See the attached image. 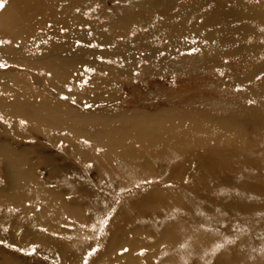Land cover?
Returning <instances> with one entry per match:
<instances>
[{"label":"rangeland","instance_id":"374dc122","mask_svg":"<svg viewBox=\"0 0 264 264\" xmlns=\"http://www.w3.org/2000/svg\"><path fill=\"white\" fill-rule=\"evenodd\" d=\"M246 114L264 122V0H3L0 264H264V137L237 130ZM217 116L255 133L250 164L214 168L254 183L246 207L223 205V180L192 184L217 162L203 151L229 148L195 143Z\"/></svg>","mask_w":264,"mask_h":264},{"label":"bare ground","instance_id":"6f19581e","mask_svg":"<svg viewBox=\"0 0 264 264\" xmlns=\"http://www.w3.org/2000/svg\"><path fill=\"white\" fill-rule=\"evenodd\" d=\"M222 109V108H221ZM253 117H255V116H253ZM244 119H245V121H241V120H239L240 122L239 123H241L242 122V125H241V128L240 129H237V130H240V131H242V127H244L246 124L248 125V126H250V128L252 129V131H254L256 134H257V136L256 137H264V126H258V123H260V124H263L264 122L263 121H261V119L260 118H250V115L249 114H246L245 116H244ZM218 120V116H217V119H215V120H213L212 122H209V123H206V124H204L203 126H195V128H197V129H200V130H203L204 131V133L200 136V137H197V138H195V140L196 139H198L197 140V142L195 141V143H198V141L199 140H201V139H203V137L205 138V137H207L208 136V140H214V146L215 145H221V144H224V143H227V145H228V149H230V150H228V149H226L225 147H223V148H220V147H213L214 149H212L210 146V148H208L207 150H205V149H203L202 148V150H205V151H203L202 152V154L204 155V154H206V155H210V156H212V154H210V153H212V151L214 152V150H218L217 152H218V154L216 155V157H215V159L217 160V162L215 161V159H214V161H215V163L212 161V162H210L209 161V164H207V163H204L203 164V162L201 161V162H199L200 164H203V167H205V168H207L206 169V172L204 173L203 171H202V174L199 176L198 175V177L196 178L195 177V179H194V177H193V180H192V184H193V182L196 180V182H198V183H200V184H208L209 182V184H212V186H214L215 188H216V186H219V184H220V182L223 180V182L221 183V184H229L230 186H235V187H233V188H231V190H230V188H228V191L227 190H225V192L223 193V195L225 196V198L223 199V201H222V203H223V205L224 206H233V205H235V206H237V207H239V205H244V203H243V200L244 199H246V197L248 196V194L246 193V189L244 188V187H247V186H250V185H252V184H254V183H250V181H246V179L245 178H240L241 179V181L240 180H236V182L234 183V182H230L228 179H224L225 177H223L222 175L220 176L219 175V172H220V170L221 169H219L220 167H225V169H226V166H230L231 165V162L233 161H235V160H232L233 159V157H238V159H240V160H244L245 162H247L248 164H250L251 163V161H253V157H251V149H252V146H253V143H254V138L255 137H253L254 135L253 134H255V133H251V135H252V137L251 136H249V137H251V139H249V137H245V135H244V132L242 133V132H236L237 130H235V132H232L233 130H232V128H234L233 126H232V124L231 123H233L234 121H231V122H223V121H221V120H219V121H217ZM148 124V123H147ZM239 127V126H238ZM262 127V128H261ZM249 128V127H248ZM261 128V129H260ZM235 129V128H234ZM251 129H249V131L251 130ZM246 131H247V129H246ZM242 133V134H241ZM161 134H163L162 132H160V134H159V137H160V139L161 138H163L164 136H162ZM247 134V133H246ZM174 135H176V134H174ZM188 138H191V133H187V134H185L184 136H180V139L183 141V140H188ZM164 140H165V138H163ZM257 139V138H256ZM149 140V143H153V140H150V139H148ZM205 140H206V138H205ZM203 141V140H202ZM256 141H258V140H256ZM145 143H148V141L147 140H145L144 141V143H140V144H144L145 145ZM212 143V142H211ZM262 143H264V142H261V144ZM200 145L202 144V142L201 143H199ZM207 144V143H206ZM202 145H204V144H202ZM238 146V147H240V149H234V148H232V147H234V146ZM257 144H255L254 146H256ZM259 145H260V143H259ZM193 146H194V144H193ZM178 148V147H177ZM152 149V148H151ZM174 149V148H173ZM186 149V148H185ZM212 149V150H211ZM242 149V150H241ZM187 150V149H186ZM185 150V151H186ZM175 151V150H174ZM124 152V151H123ZM195 152V151H194ZM201 152V151H200ZM256 152V151H255ZM188 154V153H187ZM198 154H199V152H198ZM256 154V153H255ZM117 155V154H116ZM120 155H122V154H120ZM124 155V154H123ZM122 155V157H124ZM148 155V154H147ZM193 155V154H192ZM118 156V155H117ZM160 156H161V154H160ZM162 156H164V154H162ZM161 156V157H162ZM116 157V156H115ZM121 157V158H122ZM186 157H189V154L186 156ZM185 157V158H186ZM235 157V158H236ZM261 157V156H260ZM126 158V157H125ZM165 158V157H164ZM184 158V159H185ZM52 159V158H51ZM50 159V160H51ZM117 159V158H116ZM124 159V158H123ZM127 160H129L128 158H126ZM160 159V158H159ZM162 159V158H161ZM49 159H47V158H44V162L45 161H48ZM164 160V159H163ZM251 160V161H250ZM43 161V160H42ZM41 162V161H40ZM43 162V163H44ZM51 162V161H50ZM149 162V161H148ZM147 161H146V163H148ZM151 162H152V160H151ZM163 162V161H162ZM42 163V162H41ZM46 163V162H45ZM164 163V162H163ZM214 163V164H213ZM48 164V163H47ZM50 164V163H49ZM149 164V163H148ZM196 164V163H195ZM237 165L236 166H238V164L239 163H236ZM46 165V164H45ZM153 165V164H152ZM205 165V166H204ZM233 165H235V164H233ZM240 165H241V163H240ZM134 166V165H133ZM216 166H219V168L218 169H214ZM251 166H253V165H250V166H248V165H246L245 163H244V166H243V169H241L240 171H239V173H248L249 174V171H250V167ZM48 167V166H47ZM197 167H198V165H197ZM199 167H201L200 165H199ZM242 167V166H241ZM49 168V167H48ZM51 168V167H50ZM210 168H212V169H210ZM183 169V168H182ZM203 169V168H202ZM224 169V170H225ZM212 170H218L217 172H215V171H212ZM231 169H229V172H232V171H230ZM234 170H236V169H234ZM263 170V169H262ZM51 171H53L52 170V168H51ZM50 171V172H51ZM134 171V170H133ZM136 171V170H135ZM134 171V172H135ZM49 174H51V173H49ZM53 174V173H52ZM174 174V173H173ZM183 174V173H182ZM168 175V174H167ZM209 175V178L207 179V176ZM213 177H212V176ZM52 176V175H51ZM53 176H56V174L54 175L53 174ZM52 176V178H54ZM63 176H64V174H63ZM63 176H61V180L60 181H63ZM133 176V175H132ZM181 176V175H180ZM201 176H203V177H201ZM248 176V175H247ZM57 177V176H56ZM161 177V176H160ZM211 177V178H210ZM60 178V177H59ZM67 178V177H66ZM134 178V177H133ZM167 178V177H166ZM168 179V178H167ZM245 179V180H244ZM54 180V179H53ZM67 180V179H66ZM65 180V181H66ZM71 180V179H70ZM205 180V181H204ZM232 180H234V179H232ZM56 181V180H55ZM64 181V182H65ZM72 181V180H71ZM82 181V180H81ZM67 182H68V180H67ZM66 183V182H65ZM55 184V183H54ZM56 184H58V183H56ZM67 184H69L70 185V182L69 183H67ZM96 184V183H95ZM143 184V183H142ZM220 184V185H221ZM45 185V184H44ZM69 185H68V187H69ZM83 185V184H82ZM141 186V185H140ZM158 186V185H157ZM156 186V187H157ZM164 186V185H163ZM190 186V185H189ZM203 186H207V185H203ZM209 186V185H208ZM206 187V189L207 188H209V187ZM258 186H259V184H258ZM89 187V186H88ZM220 187V186H219ZM221 187H222V185H221ZM69 188H74L75 189V187H69ZM154 188V187H153ZM168 188V187H167ZM166 188V189H167ZM171 188V187H170ZM169 188V189H170ZM213 188V187H212ZM226 188V187H225ZM67 189V188H66ZM85 189V188H84ZM152 189V188H151ZM157 189V188H156ZM185 189V188H184ZM68 190V189H67ZM158 190H161L160 188L158 189ZM158 190H157V192H158ZM165 190V189H164ZM186 190V189H185ZM203 190V189H202ZM230 190V191H229ZM245 190V191H244ZM146 191V190H145ZM153 192L154 191V189L153 190H150V192ZM162 191V190H161ZM169 191H171V189L169 190ZM175 191H177L176 189H175ZM195 191V190H194ZM217 191V190H216ZM222 191V190H221ZM88 192V191H87ZM157 192L155 193V194H157ZM172 192V191H171ZM198 192H199V190H198ZM227 192V193H226ZM90 193V192H89ZM142 193V192H141ZM147 193V192H146ZM177 193V195L175 196V199H176V197L178 198L179 196H178V192H176ZM176 193H174V190H173V193H170V194H176ZM86 194V193H85ZM149 194V193H148ZM163 194V193H162ZM167 194H169L168 192H167ZM166 194V195H167ZM219 194V193H218ZM252 194H255V195H253V196H257V198H262V199H264V194H260V191H259V189H254L253 190V192H252ZM150 195V194H149ZM188 195H191V194H188ZM196 195V194H195ZM211 195H213L212 193H211ZM216 195H217V193H216ZM222 195V196H223ZM84 196V195H83ZM136 196H138V195H136ZM140 197L141 196H143V194H140L139 195ZM153 196V195H152ZM167 196H169V195H167ZM167 196L165 197L164 195L162 196V198L164 197V198H166L167 199ZM172 196V195H171ZM170 196V198L169 199H171L172 197ZM180 196H182V198L180 199V200H182V205L181 206H183L184 208H186V211L188 212V214L190 215V218H192V219H197V220H201V219H206V217H209L210 215H205V214H203V211L205 210L204 208L206 207L205 205L204 206H198V204H201V202L199 203L198 202V204L196 205L194 202H193V200L191 201V199H190V197H183V195L181 194V192H180ZM206 196H208V195H206ZM222 196H219V198L220 199H222ZM82 197V196H81ZM80 197V198H81ZM88 197V196H87ZM155 197H156V195H155ZM154 197V198H155ZM159 197V196H158ZM158 197L156 198V199H158ZM192 197V196H191ZM217 197H218V195H217ZM142 199L144 198V197H141ZM140 198V199H141ZM147 198H150L149 196H147ZM153 198V197H152ZM153 198V199H154ZM160 198H161V196H160ZM183 198H184V200H183ZM193 198V197H192ZM207 199L209 198V196L208 197H206ZM136 199H137V197H136ZM135 199V200H136ZM168 199V200H169ZM179 199V198H178ZM178 199H176L177 200V203H179V200ZM195 199V198H194ZM211 199V198H210ZM70 200H71V198H70ZM143 200H145V199H143ZM150 200V203H151V198L149 199ZM160 200V199H159ZM163 200L164 199H162V202H163ZM175 200V201H176ZM205 200V199H204ZM74 201V200H73ZM80 201V200H79ZM134 201V200H133ZM161 201V200H160ZM174 201V200H173ZM173 201H171V202H173ZM78 202V201H77ZM137 202V201H136ZM169 202H170V200H169ZM71 203V202H70ZM121 203V202H120ZM119 203V204H120ZM130 203V202H129ZM139 204H140V202H138ZM147 203V202H146ZM152 203H153V201H152ZM156 203V202H155ZM154 203V204H155ZM158 203V202H157ZM175 203V202H174ZM123 204V203H122ZM121 204V205H122ZM132 204V203H131ZM130 204V206H132ZM135 204V203H134ZM137 204V203H136ZM135 204V205H136ZM143 204H145L144 203V201H143ZM180 204H181V202H180ZM134 205V206H135ZM138 205V204H137ZM164 205V204H163ZM166 205H167V203H166ZM119 206V205H118ZM139 206V205H138ZM158 206V205H157ZM160 206V205H159ZM69 207V206H68ZM126 207V206H125ZM124 207V208H125ZM128 208H129V206H127ZM140 207H141V205H140ZM143 207V206H142ZM141 207V208H142ZM144 207H145V205H144ZM161 207H163V206H161ZM164 207H165V205H164ZM244 207H246V205H244ZM133 208V210H134V207H132ZM136 208H137V206H136ZM139 208V207H138ZM146 208V207H145ZM169 207H166V209H168ZM216 208V207H215ZM231 208V207H230ZM248 210H250V211H254L255 209H257L256 207H251V206H248ZM119 209V208H118ZM121 209V208H120ZM119 209V210H120ZM140 209V208H139ZM151 209V208H150ZM218 209V208H217ZM246 209V208H245ZM125 210H127V209H125ZM137 210V209H136ZM152 210H153V208H152ZM157 210H158V208H157ZM163 210H165V208H163L161 211L163 212ZM169 210V209H168ZM185 210V209H184ZM128 211H129V209H128ZM127 211V212H128ZM132 210H130V212H131ZM140 211V210H139ZM166 211V210H165ZM208 211H210V210H208ZM118 212V211H117ZM121 212V211H120ZM120 212H118V213H120ZM129 212V213H130ZM138 212V211H137ZM141 212V211H140ZM179 212V211H178ZM205 212V211H204ZM213 212V211H212ZM219 212H220V210H219ZM123 213V212H122ZM127 214V215H130V214ZM144 212H142V214H143ZM161 213V212H160ZM171 213V212H170ZM221 213V212H220ZM132 214V213H131ZM151 214V213H150ZM149 214V215H150ZM154 214V213H153ZM152 214V215H153ZM162 214V213H161ZM250 214H252V213H250ZM144 215V214H143ZM156 215V214H155ZM220 215V214H219ZM219 215H217V213H214L213 212V214H212V217H215V218H218V216ZM226 215H227V213H226ZM259 215V214H258ZM227 216H229V215H227ZM226 216V217H227ZM151 217V216H150ZM175 217V216H174ZM174 217L172 218V219H174ZM176 217H178V216H176ZM211 217V216H210ZM225 217V216H224ZM240 217L241 218H239V219H237L238 221H243V219L245 218V220L248 218V214H242V215H240ZM180 218V217H179ZM223 218V217H222ZM212 219V218H211ZM220 219V218H219ZM224 219V218H223ZM230 219V218H229ZM253 219V218H252ZM139 220V219H138ZM168 220V219H167ZM226 220V219H225ZM244 220V221H245ZM248 220H250V218L248 219ZM260 220V219H259ZM150 221V220H149ZM178 220H176V222H177ZM181 221V220H180ZM152 222V221H151ZM161 222V221H160ZM174 222V221H173ZM204 222V221H203ZM226 222V221H225ZM254 222V221H253ZM165 223H167V222H165ZM170 223V222H169ZM179 223V222H178ZM207 223V222H206ZM243 224H244V222H242ZM247 223H249V221L247 222L246 221V224ZM258 223H260V222H258ZM181 224V223H180ZM250 224V223H249ZM141 225H142V223H141ZM152 225H154V224H152ZM172 225V224H171ZM254 225H256V222H255V224ZM253 225V226H254ZM148 226V225H147ZM155 226H157V224L155 225ZM154 226V227H155ZM159 226V225H158ZM257 226H259L260 227V225H257ZM149 227H150V224H149ZM161 227V226H160ZM249 227V226H248ZM146 228H148V227H146ZM188 228H190V227H188ZM250 228V227H249ZM149 229V228H148ZM160 229V228H159ZM158 229V230H159ZM193 229V228H192ZM254 229H255V227H254ZM260 229V228H259ZM157 230V233H159V231ZM179 230H181V229H179ZM178 230V231H179ZM186 230V229H185ZM250 230H252V229H250ZM258 230V229H257ZM149 231V230H148ZM184 231V230H183ZM262 231V230H261ZM167 232V231H166ZM179 233H183V232H179ZM178 234V233H177ZM157 236V235H156ZM179 238L181 237V236H178ZM177 237V238H178ZM183 237H185V235L183 236ZM194 237H196L195 235H194ZM206 237V236H205ZM176 238V239H177ZM254 238V237H253ZM198 239V238H197ZM170 240V239H169ZM171 240H174V239H171ZM179 240V239H178ZM180 240H182V239H180ZM179 240V241H180ZM178 241V243H180ZM173 242V241H172ZM175 242V241H174ZM189 242V241H188ZM176 243V242H175ZM174 243V244H175ZM177 243V244H178ZM220 243V242H219ZM232 243V242H231ZM174 244H172V245H174ZM179 245V244H178ZM181 245V244H180ZM183 247V245L181 246V248ZM188 247H189V245H188ZM194 247V246H193ZM178 248V247H177ZM190 248V247H189ZM212 248H213V246H212ZM221 248H223V247H221ZM183 249V248H182ZM219 249V248H218ZM175 250H177V249H175ZM183 250H186V249H183ZM194 250V249H193ZM228 250V249H227ZM235 250H237V249H235ZM242 250V249H241ZM179 251V250H178ZM189 251H191V248H190V250ZM217 251H219V250H217ZM184 252V251H183ZM220 252V251H219ZM163 253V252H162ZM179 253V252H178ZM173 254H175L174 252H173ZM171 255V254H170ZM176 255V254H175ZM174 255V256H175ZM180 255V254H179ZM183 255H186V253H184ZM161 256V255H160ZM169 256V255H168ZM173 256V257H174ZM157 257V256H156ZM162 258H165L164 256H161ZM173 257H166V259H168V258H172L173 259ZM184 259H185V257L184 256H182ZM176 257H174V260H178V259H175ZM179 258H180V256H179ZM183 259V260H184ZM162 260V259H161ZM165 260V259H164ZM163 261V260H162ZM155 262V261H154ZM157 262H159L160 263V261L158 260ZM164 262V261H163ZM166 263H167V260L165 261ZM196 262V261H195ZM253 262V261H252ZM165 263V264H166ZM186 263V262H185ZM197 263V262H196ZM254 263V262H253ZM260 262L259 261H257L256 262V264H259ZM261 263H263V262H261ZM170 264V263H169ZM173 264H176V263H174L173 262ZM178 264H179V261H178ZM255 264V263H254Z\"/></svg>","mask_w":264,"mask_h":264},{"label":"snow or ice","instance_id":"6c2138e0","mask_svg":"<svg viewBox=\"0 0 264 264\" xmlns=\"http://www.w3.org/2000/svg\"><path fill=\"white\" fill-rule=\"evenodd\" d=\"M0 7H3V0H0Z\"/></svg>","mask_w":264,"mask_h":264}]
</instances>
